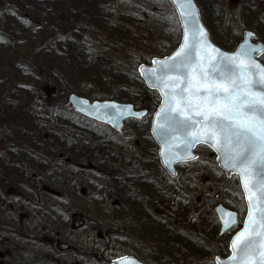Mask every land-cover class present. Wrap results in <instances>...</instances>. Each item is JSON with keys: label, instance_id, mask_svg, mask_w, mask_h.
<instances>
[{"label": "rangeland", "instance_id": "obj_1", "mask_svg": "<svg viewBox=\"0 0 264 264\" xmlns=\"http://www.w3.org/2000/svg\"><path fill=\"white\" fill-rule=\"evenodd\" d=\"M96 1L0 0V12H3V18L0 19V99L5 94L26 95L33 93L30 90L36 91L37 89L42 102L48 98L53 101L52 104L63 103L70 92H77L79 89L85 92L77 93L91 99L111 98L112 94H117L113 96L115 99L130 101L134 98L129 99L130 96L127 95L135 93L140 95L138 99L135 98L136 102L138 100L143 104L137 106L150 108L153 112L155 109L153 106L159 100L158 95L148 93L145 89L133 85L134 78L130 75L134 74L136 76L138 66L143 61L141 62L138 56L131 53L129 45L124 44L121 38L112 37L107 32L102 35V42H97L98 47L102 49L99 55H95L85 44L90 30L86 28L87 26H93L97 18L90 16V20L87 21H84V18L96 5ZM99 1L104 4L110 2L109 0ZM122 1H124L125 6L120 8L121 12L124 10L129 11L130 8H137L145 13L146 10L149 11L147 13L152 17L150 21L157 29L159 28V31L161 30L160 26H163L161 23L163 20L171 23L170 20L177 19L176 12L168 0ZM196 2L202 19L207 26L206 28L210 32L211 39L218 45H221L219 42L230 36H234L236 41L240 42L246 28L257 32L260 39L264 41V4L260 0H196ZM151 6H157L159 11H153V8H150ZM45 10H51L48 18L42 16ZM15 11L21 18H24V16L30 17L32 23L35 24L30 26L26 23L19 38L12 34L15 28L20 25L17 19L13 17L15 15L10 14L7 18L4 16V12L15 13ZM6 19L7 24H5ZM27 26L31 28L30 32ZM93 29L99 30L96 27ZM1 34H4V37L10 41L5 43L4 37L1 38ZM91 34L94 37V32ZM57 37L53 53L58 52L66 57L63 65H67V67L73 66L74 62L86 60L88 66L92 68V71L88 73V78L80 80L71 68L68 69L71 73L61 72L62 77L56 76V78H53L54 75L50 72L47 73V71L39 75L38 70L46 66L42 63H37L35 70L28 69L32 59L28 57L31 56L33 50L31 47L42 45L45 41ZM15 42H17V47H15V53L13 54L12 44ZM102 55L106 56L100 58ZM145 59H148V56H145ZM5 67L16 71L4 70ZM119 70H123L125 73L119 72ZM58 71L59 69H56V72ZM6 74H15L17 79L9 84H1V80L7 76ZM26 75L33 79L22 80ZM124 85H128L130 88L126 93H122ZM151 101L153 105L150 104ZM27 104L20 105L17 108L11 105L1 108L0 101V112L1 109H5L4 113L0 114V125H4L3 129L0 130V140L12 141L7 133L12 131L13 124L32 125L36 127L31 129V133L35 134V140L41 141L46 134L50 139L47 141V146H49V149H56L54 154L46 152L47 163L51 172L58 170L60 165L64 164L65 161L61 159L65 156L71 158L74 164H82L84 176L82 175L74 182L67 181L66 204L76 203L95 207L106 204H121L124 206L119 195L116 194L113 197L106 193L109 183L103 177L105 171L99 166L92 168L90 161L94 158L107 161L105 167H107L108 162H115L119 168L125 170L127 167H132L133 172L141 177H143V169L148 167L151 169L153 176L159 177L158 189L161 191V195L157 200L158 203H150L138 191L133 193L131 200L135 199L137 205L145 204L147 215L150 214L159 221V225L155 228L156 234L148 233V229L152 228L153 218L150 222L147 217L140 221L137 210V212H132L135 217L131 222L130 233H126L125 228H121L122 233L116 234L115 239L119 242L123 240V235L127 236L131 239L128 244L131 246L130 249L151 263L214 264L213 244L217 232L214 230L216 219L213 207L222 202L227 207L239 211L241 220L245 217L246 207L244 198H242L243 192L239 178L234 175L231 177L225 176L226 174L217 166L216 156L209 147L199 145L197 147L199 158L193 162L180 164L178 176L173 179L160 166L157 160L156 146L149 136L147 126L151 123L150 115H152V112L141 122L127 124L123 134L119 135L104 126L90 125L85 120H78L74 118L76 114L72 109L61 106L59 110L62 117L71 121L72 124L75 123L78 130L71 128L70 131L68 130L69 133L65 135V129L59 127L58 132L61 131L62 136L70 137L68 139L71 141L70 146L61 147V144L54 145L55 142L59 143L56 131H50L49 133L47 131L48 126L47 128L39 127L47 125L46 110H40L36 115V111L33 112L31 118L34 117L35 120L29 119L28 112L21 111L24 114L18 112L20 109H27ZM18 117L25 121L16 122ZM103 151L106 152L105 156L96 155ZM76 184H78L77 187ZM140 185H142V181H140ZM147 187L150 189L149 183H147ZM49 189L52 199L56 200L55 203L60 204L64 194L53 185ZM146 194L151 196L149 191ZM217 195H219L218 199L215 198ZM96 210L101 211L99 220L101 219L100 214L104 215L103 219L106 217V213H103L104 209ZM173 210H177V212L171 213L170 211L173 212ZM164 223L166 224L163 229ZM76 225L89 231V236L94 240V244L85 245L81 250L84 263L91 262L95 264L98 262V257L103 259L102 253L106 252L103 248L106 249L110 241L116 243L110 240L111 228L108 225L100 223L99 226L92 229L86 228L84 224L73 222L71 228L75 229ZM167 227L173 230L169 235H166L163 231ZM98 230L102 235L98 233ZM176 232H179V234ZM85 241L86 238H84ZM59 250L64 252L62 248H59Z\"/></svg>", "mask_w": 264, "mask_h": 264}, {"label": "snow or ice", "instance_id": "obj_2", "mask_svg": "<svg viewBox=\"0 0 264 264\" xmlns=\"http://www.w3.org/2000/svg\"><path fill=\"white\" fill-rule=\"evenodd\" d=\"M171 2L179 9L182 43L171 56L153 60L156 68L141 69L163 97L157 113V127L164 133L163 162H184L167 139L177 132L186 148L203 143L220 153L223 167L239 178L247 201V218L232 240L226 264H264V67L253 59L260 49L245 43L235 55L221 52L209 42L193 0ZM221 221L225 231L231 230L236 213ZM214 264L222 262L216 258Z\"/></svg>", "mask_w": 264, "mask_h": 264}, {"label": "flooded vegetation", "instance_id": "obj_3", "mask_svg": "<svg viewBox=\"0 0 264 264\" xmlns=\"http://www.w3.org/2000/svg\"><path fill=\"white\" fill-rule=\"evenodd\" d=\"M260 1L264 4V0ZM3 127L4 125H0V130ZM14 129H18V126H12V130ZM35 142V140L29 142L0 140V264H94L84 263L81 252L83 246L94 244V240L89 236V231L83 230L80 226L71 228L73 222L92 229L100 223L111 228L110 240L117 244L110 241L108 247L103 248L106 251L102 253L103 259L98 257V262L95 264H114L116 259L124 256L135 257L144 264H156L146 261L133 252L128 245L130 238L123 235V240L118 242L115 236L122 233L121 228H125L126 233H130L131 222L135 217L133 211L138 210L140 221L148 217L145 204L137 205L135 199L131 200V196L137 191L140 195L149 191L153 198L149 199L145 195L144 197L150 203L157 204L161 195L158 189L159 177L153 176L148 167L143 169V177H141L133 172L132 167H127L125 170L119 168L115 162H108L105 167L106 163L94 158L90 161L92 168L99 166L105 171L103 177L109 183L106 193L114 197L116 193L125 189L128 192L127 205L106 204L95 207L76 203L66 204L67 181L74 182L84 176L83 165L74 164L71 158L65 156L61 159L65 161L64 164L60 165L58 170L51 172V169L47 170L46 164L47 141L36 142L37 144ZM146 182L150 184V189ZM52 185L64 194L60 204L55 203L56 200L50 196L49 187ZM108 190L114 192V195ZM218 197L219 195L215 198ZM95 209H104L105 211H102L106 213V217L103 219L104 215L100 214L99 220L101 211ZM217 221L216 219L214 223V230L217 232L213 244L214 261L218 256L226 259L231 254L230 239L241 227L240 223L219 235L220 223ZM155 228L153 226L148 229V233L156 234ZM84 238H86L85 242Z\"/></svg>", "mask_w": 264, "mask_h": 264}, {"label": "trees", "instance_id": "obj_4", "mask_svg": "<svg viewBox=\"0 0 264 264\" xmlns=\"http://www.w3.org/2000/svg\"><path fill=\"white\" fill-rule=\"evenodd\" d=\"M110 2L108 4H104L101 1L97 0L96 1V5L93 6V8L90 10V12H88L89 14L85 15L84 21H87L88 19L90 20V16H95L97 18V21L95 22V24L93 26H87V30L89 37L88 39L85 40V44H87L88 49H90L91 51L94 52L95 55H99V52L102 50L101 48L98 47L97 42H102V35H104V32L109 33L112 37H118L121 38L124 42V44L129 45L131 53L133 55H136L139 57V60L142 62H148L151 58L156 57V56H165L167 54H169L171 51H173V49H175V47L179 44L180 39H181V30H180V26L178 23L177 19H172L170 20L171 23H168L166 20H163L161 23L163 24V26L161 27V30L159 31V28L157 29L155 27V25L150 21L152 19V17L150 16L149 11L146 10L145 12H141L140 10H138L137 8H130V10H124L123 12L120 11V8H122L123 6H125L124 1L122 0H109ZM150 8H153V11L158 12L159 10L157 6H151ZM138 11V12H137ZM51 10H45L44 13H42L43 17H49ZM10 14H14L15 16L14 19H17V21L20 23L19 26H17L14 30V32H12V34L16 37L19 38L20 34L23 31V26L26 25H35L32 23V20L30 17H25L21 18L17 15V12L15 11V13H11V12H4V16L7 18V16H9ZM25 15V14H24ZM3 12H0V19H2L3 17ZM170 17V16H169ZM148 18V19H147ZM5 24H7V19L5 20ZM29 27V26H27ZM50 27V26H49ZM98 28L99 30H95L93 28ZM18 28H20V30H18ZM6 29V28H4ZM28 31H31V28H28ZM92 32H94V37L91 34ZM4 37V34H1V38ZM57 38H54L52 40L49 41H45L44 44L42 45H35L32 46L31 48L33 49L31 52V56H28L31 59V62L29 64V68L30 70H35L36 68V64L37 63H42L45 64V68L43 69H39L38 70V74L41 75L42 73H44L45 71H47V73H52L54 76H52L53 78L57 77H62L61 76V72L62 73H71L70 71H68L69 68L72 69V71L74 72V74H77V76L79 77L80 80L82 79H86L88 78V73L89 71H92V68L90 66H88V63L86 62V60L83 61H77L76 63H73V66L71 67H67V65H63L64 61H66V57H64L62 54L55 52L53 53V49L56 47V41ZM10 41V40H9ZM8 38L4 37V42L8 43ZM221 45V47H223L224 49L227 50H234L237 47L238 42L236 41V38H234V36H230L225 40H222V42H219ZM101 45V44H99ZM12 53H15V47H17V42L12 44ZM98 47V48H97ZM30 55V54H29ZM106 55H102L101 57H105ZM145 56H148V59H145ZM264 62V59H263ZM33 66V67H32ZM56 69H59L58 72H56ZM4 70H12V71H16L14 69H9L6 68ZM119 72H123L125 73V71L123 70H119ZM6 77H3L1 80V84H9L12 83L14 80L17 79V76L15 74L13 75H8L6 74ZM132 78H134V84L138 86L141 89H145V91H147L148 93H155L157 94L155 91H152L150 89H148L143 83V80L141 79V77L139 76V74L136 72V76L134 74L130 75ZM48 78V76H47ZM46 78V79H47ZM26 80V79H33L31 78L29 75H26L23 77L22 80ZM139 80V81H137ZM52 83V82H49ZM129 84V83H128ZM24 89H28V88H24ZM129 86L128 85H124L122 87V93H126V91H129ZM38 90V89H37ZM37 90H30L33 93H29V94H21V95H13L12 94H5L2 95L0 99L1 101V108L3 106H13L14 108L20 107V105H25L27 104V109H20L18 112L19 113H26L28 112L29 114V119L31 118L33 112H35V115L37 112H39L40 110H46L47 111V125H43V126H39L41 128L45 127L48 129L47 131L50 133L56 131L57 134V140L59 143H56L54 145L57 144H61V147H68V145L70 146L71 141L69 140L70 137H65L66 133L68 134L69 131L71 130V128H74L76 131H78L76 128V124L75 123H71V121H68L66 118L62 117V113L60 112V108L61 106L64 108H68L70 109L69 105L67 104L66 100L63 103L60 104H52L51 102H53L52 100L48 99L45 100L44 102H42V100H40V93L37 92ZM39 91V90H38ZM77 92H85L84 90H78ZM117 94H112V98H115L113 96H115ZM127 96H130L129 99H132L130 101L133 102L137 105H143L141 104L142 102H139L136 99H138V96H140L139 94H128ZM136 98V99H135ZM25 103H22V102ZM37 103V104H35ZM152 104V101L150 103ZM157 104H159V100L158 102L155 104V106H153V108L157 107ZM6 108V107H5ZM2 111L0 112V114L4 113L5 109H1ZM22 111V112H21ZM22 113V114H24ZM40 115V114H37ZM37 118V117H36ZM74 118L78 119V120H85L88 124L90 125H95V126H99L98 124H95L89 120H86L84 118H80V116L75 115ZM25 121L23 119H21L20 117L16 118V122L18 121ZM30 120H35V118H31ZM33 123H35L34 121H32ZM13 126H18V129H14L10 132H8L7 134L10 136L11 140H22V141H33L36 139L35 134L31 133V129L32 128H36L35 126L32 125H24V124H13ZM64 128L65 130V135L62 136L61 135V131L58 132V130H60V128ZM69 130V131H68ZM77 134V133H76ZM15 135V136H14ZM65 137V138H64ZM50 140L47 135L45 134V138L43 137L41 141H37L36 142H45ZM35 142V143H36ZM37 144V143H36ZM56 151L55 148L53 149H49V146H47V152L50 154H54V152ZM95 155V154H94ZM96 155H101V156H105L106 152H100L97 153ZM48 158V157H47ZM101 163H106L107 161H104L103 159H100ZM47 164V169L49 164ZM123 183V181H121ZM108 192L112 195H114V192H111L110 190H108ZM121 192V193H120ZM117 195H119L123 205L127 204V200H128V192L125 191V189H123L122 191H120ZM147 198L152 199V196H148L147 194H144ZM116 196V195H115ZM114 196V197H115ZM164 205L166 206V203L164 201ZM158 211V210H156ZM171 213H176L177 210H173L170 211ZM123 214V213H121ZM148 221H152L151 219L153 218L150 214H148ZM169 218V217H168ZM153 226H158L159 225V221H157L155 218H153ZM165 224H163V229L165 228ZM168 226V225H167ZM166 235L171 234V231H173L170 227H167L166 230H163ZM161 231V232H163ZM163 232V233H164ZM177 233V232H176Z\"/></svg>", "mask_w": 264, "mask_h": 264}, {"label": "water", "instance_id": "obj_5", "mask_svg": "<svg viewBox=\"0 0 264 264\" xmlns=\"http://www.w3.org/2000/svg\"><path fill=\"white\" fill-rule=\"evenodd\" d=\"M169 1L171 2V0H169ZM193 2L196 5V8L198 9V12H199V23L203 26L204 30L208 33L209 42L215 48H218L221 52L227 53L228 55H235V54H237L240 51L241 45H244L245 43H247L248 45H251V46H253V47L257 48V49H260V51H257V52L253 53V59L258 64H260L262 67H264L263 62L259 58L264 53V43L262 41H254V39L256 38L255 37L256 34L253 31L246 30L244 32L243 39L237 45V48L235 50L231 51V50L223 49L222 47H220L217 44H215L212 41V39H210L211 36H210L209 30H208V28H206V25L204 24V22L202 20L201 13H200V10L198 8V5H197L195 0H193ZM171 4H172V2H171ZM174 9L176 10V13H177V16H178V20H179V9H177L175 6H174ZM180 26H181V30H182V36H183V26L181 24H180ZM249 32L252 33L251 36L248 35ZM182 36H181V41H180L179 45L176 47L175 50H173L170 54H168L165 57H155V58L152 59V61L153 60H163V59L171 56L173 53H175L178 50L180 44L182 43ZM156 67L157 66L155 64H153V63H150V64L143 63V64L139 65V67H138V70H139V73H140L141 77L145 81L147 87L151 88V89H155V88H152V87L149 86L151 81H149V80H147L145 78V75L142 74L141 69L150 70V69L156 68ZM155 90H157L159 95H160L159 90L158 89H155ZM160 98H161L160 103L158 104V107L154 111L153 116H152V122H151V126H150L151 127V134H152L154 140L158 144V147H157L158 148V155H159L158 158H160V162H161L162 166L164 167V169H166V171L172 177H175L177 175V168H175V167H176V164L180 163V160L177 159V160L173 161L168 166H165V164L163 162L164 158L162 156V152L165 150V144H164V142L162 140V135L164 133L162 132L161 129H159L157 127V113L160 111V107L163 104V97L161 95H160ZM67 102L69 103V105H71L72 109H74V111L77 114H79L80 116L86 117V118H88L90 120H93V121H95L97 123L104 124V125L110 127V129H114V131H116L118 133H122L123 132V128L125 126L126 120H128V119L141 120V119L144 118V116L146 117V115H148V113H149V110L146 109V108L137 109L134 106L135 104L132 103V102L119 101V100L111 99V98H107V99H98V98L91 99V98H89L87 96H84V95H81V94L79 95L76 92H71V93L68 94ZM111 105H115V106L119 107L120 110L124 114L123 115H118V113L116 111V108L115 107H111ZM129 108L131 109V112L128 111ZM134 113H142V115L137 117V116L134 115ZM167 139L172 142L171 150L173 152H175V153H179V155L184 158V162L192 161V160H195V159L198 158L199 155L195 151V148H196V145L199 146V144H203V143H197V144L193 145L191 148H186V146L183 143V135L180 132L175 133L174 137L172 135H167ZM203 145H206V144H203ZM211 149L216 154V157H217L216 160L218 162V166H220L226 172V174H227L226 176L230 177L232 174H235L233 171L223 167L220 153L216 152V150L213 149V148H211ZM192 157H195V159H192ZM240 184H241V182H240ZM241 188H242V185H241ZM242 191H243V189H242ZM243 195H244V193H243ZM245 202L247 204L246 197H245ZM214 209H215V212H216L217 217H218L217 219H220V217H224V216H226L227 213L232 212V213H236V224L239 222V219L237 218L238 217V213L236 211H233V210H230V209L226 208L223 204L217 205L216 208H214ZM243 218H244V220H246L247 212H246L245 217H243ZM220 223H221L220 234H223L224 231H225L224 228L222 227V223L223 222L221 221ZM239 229L240 230L231 239L230 247H231L232 240L235 238V236L240 231L243 230V223H242L241 228H239ZM231 255H232V248H231ZM229 257L226 258V259L225 258L222 259L221 257H217V258H219V260L222 262V264H226V262L228 261ZM125 259L127 260L128 264H132V262H134V264H144V263L139 262L135 257H132V256H125V257H121V258L119 257V259L114 261V264H122V262H124Z\"/></svg>", "mask_w": 264, "mask_h": 264}]
</instances>
